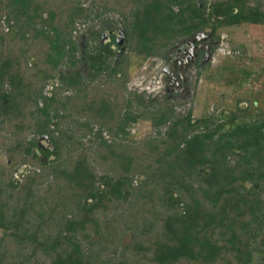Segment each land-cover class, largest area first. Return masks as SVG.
I'll return each mask as SVG.
<instances>
[{"label": "trees", "instance_id": "obj_1", "mask_svg": "<svg viewBox=\"0 0 264 264\" xmlns=\"http://www.w3.org/2000/svg\"><path fill=\"white\" fill-rule=\"evenodd\" d=\"M118 24L121 54L101 42ZM244 27L264 0H0V264H264L261 56L237 43L197 71L262 83L227 114L129 89L176 42Z\"/></svg>", "mask_w": 264, "mask_h": 264}, {"label": "rangeland", "instance_id": "obj_2", "mask_svg": "<svg viewBox=\"0 0 264 264\" xmlns=\"http://www.w3.org/2000/svg\"><path fill=\"white\" fill-rule=\"evenodd\" d=\"M112 19L113 21L118 20L115 16H110L108 18V20ZM116 27H121V25L118 24ZM88 33V28H80L78 37L81 39L80 45L82 48L85 47L84 45L87 41ZM237 43L240 44L239 46L244 44L247 50L249 49V54L261 56L259 62L254 66V70H264V30H257L256 28L249 27L233 29L231 32H221V40L216 43L214 54L212 55L210 53L209 57L204 59L203 67H208L209 71L215 70V68L233 52L232 46ZM235 53V55H239L240 51L235 50ZM159 60V57L154 60L151 59V61H148L149 63L146 62L143 67L133 72L129 89L143 95L146 100L152 98L160 100L164 96L172 98L175 100L179 112L185 113L192 108L194 111L193 114L197 118L201 117L203 114L214 112L219 114L224 111L227 114L234 108L233 101L235 98H244L245 95L247 97L251 90L257 91L262 86V83H256V86L254 84L253 88L249 84V86H245L247 89L243 90L224 88L218 77L215 79L209 78L205 71L203 73L201 72L202 74L198 78L197 71L199 69L196 70V68L191 66L185 74L188 81L187 87L172 88L167 80L166 75H168V73H164L163 70L160 71L162 66H159ZM80 66L83 70L86 68L84 63ZM165 68H168V65H166ZM262 82L264 83V78ZM221 104L224 105L221 106ZM133 133H137L138 139L154 135L153 129L148 123H140L133 129ZM40 143L44 147H49L50 145L48 139H42ZM5 160L6 157L0 148V162H5ZM1 235L2 232L0 231V237ZM130 240L131 235L126 236L122 241V245H127Z\"/></svg>", "mask_w": 264, "mask_h": 264}, {"label": "flooded vegetation", "instance_id": "obj_3", "mask_svg": "<svg viewBox=\"0 0 264 264\" xmlns=\"http://www.w3.org/2000/svg\"><path fill=\"white\" fill-rule=\"evenodd\" d=\"M112 35H115L117 45L122 48L125 42V34L120 27H116L115 31L109 30L102 34L101 42L104 44L111 43ZM215 45L216 42L212 40L210 30H203L176 42L169 49L157 56L160 59L158 61L159 66H162L160 71L163 70L164 73H168L166 76L169 85L176 89L179 87L186 88L188 84L187 78L185 77L187 70H189L191 66L196 68V70L202 68L204 59L208 56V53H211ZM123 51L124 48L119 50V54ZM157 57L152 58V60ZM166 65H168V68H165ZM42 139L47 138L44 137Z\"/></svg>", "mask_w": 264, "mask_h": 264}, {"label": "water", "instance_id": "obj_4", "mask_svg": "<svg viewBox=\"0 0 264 264\" xmlns=\"http://www.w3.org/2000/svg\"><path fill=\"white\" fill-rule=\"evenodd\" d=\"M208 56H209V53H208ZM208 56H207V58H208ZM48 139V138H47ZM49 143H50V141H49ZM51 144V143H50Z\"/></svg>", "mask_w": 264, "mask_h": 264}]
</instances>
